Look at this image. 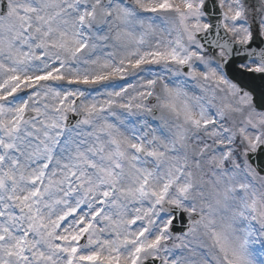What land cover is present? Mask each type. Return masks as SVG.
<instances>
[{
    "label": "snow or ice",
    "instance_id": "obj_1",
    "mask_svg": "<svg viewBox=\"0 0 264 264\" xmlns=\"http://www.w3.org/2000/svg\"><path fill=\"white\" fill-rule=\"evenodd\" d=\"M0 264H264V0H0Z\"/></svg>",
    "mask_w": 264,
    "mask_h": 264
}]
</instances>
